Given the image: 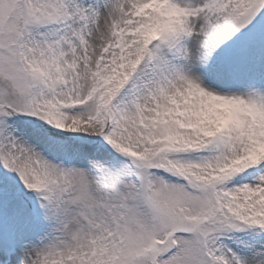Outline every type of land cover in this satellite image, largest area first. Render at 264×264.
Masks as SVG:
<instances>
[{
	"label": "snow or ice",
	"instance_id": "snow-or-ice-1",
	"mask_svg": "<svg viewBox=\"0 0 264 264\" xmlns=\"http://www.w3.org/2000/svg\"><path fill=\"white\" fill-rule=\"evenodd\" d=\"M0 264H264V0H0Z\"/></svg>",
	"mask_w": 264,
	"mask_h": 264
}]
</instances>
